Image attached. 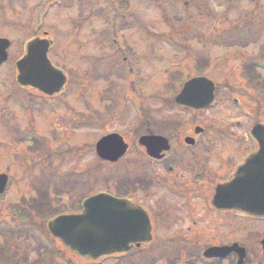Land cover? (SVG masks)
Returning <instances> with one entry per match:
<instances>
[{
	"label": "rangeland",
	"instance_id": "374dc122",
	"mask_svg": "<svg viewBox=\"0 0 264 264\" xmlns=\"http://www.w3.org/2000/svg\"><path fill=\"white\" fill-rule=\"evenodd\" d=\"M129 1L133 3V14L139 17L138 26L133 23L132 13L125 8L126 1L0 0V38L9 39L12 43L9 61L0 67V107L7 104V110L2 109L3 120L0 117V173H8L11 177L6 200L0 201V249L5 250L4 254L0 251V264H13V259L9 261V257L25 251L29 256L27 264H34L37 259L41 260L39 264H60V260L56 261L59 255L56 249L34 253L38 246L34 225L42 228L43 223L40 222L45 218L56 213L73 212L83 197L108 189L117 190L119 178L140 173L147 161L143 158L144 150L137 142L145 133L141 124L148 122L153 131L173 138L171 156L177 151V128L168 124H177V121L178 124H190L196 118L198 123L214 126L236 124L230 128L231 131H226L230 136L244 137L247 148H251L246 136L250 137L253 122L245 114L241 115L239 109L244 110L243 104L248 103L242 96L254 91L246 87L239 74L240 68L247 62H264V0H196L190 6H186L188 0ZM157 2L163 5L162 11L156 6ZM204 9L209 14L201 16ZM182 11L183 15L192 17L187 21V18L181 17ZM40 15L44 16L42 20H39ZM183 23L192 27L190 44L186 49L180 45L177 49V26ZM132 24L134 29L129 31ZM241 24L242 27H238ZM237 27L239 40L258 41L241 44L235 49L227 48L224 44L232 38L230 29ZM46 32L47 38L53 42L51 62L70 76L66 93L59 97L65 105L38 114L32 113L34 108H26V111L19 109L9 98L4 99L6 104H3L2 97L14 90L26 94L16 82L15 65L24 55L28 42L34 36L46 37ZM201 35H207V39L200 41L198 37ZM192 40L195 42L191 43ZM243 46H246L245 54ZM129 48L136 52L129 51ZM119 49L136 70H133L134 77L124 66L122 71L120 64L123 56ZM199 61L205 63L200 64ZM176 68L180 80L169 84L168 76L175 73ZM199 71L206 72L219 85H224L227 93L239 94L237 98L240 97L241 106L233 105L230 100L228 105L211 110L208 115L179 110L175 103L177 84ZM134 78L138 82L132 85ZM215 129L210 134L213 143L204 137L203 148L198 152L205 154L210 147L215 153H232L227 132L220 133L218 128ZM113 132L125 136L131 151L128 158L104 167L96 158L92 144L96 137ZM26 138L31 143H25L23 140ZM31 145H34V150H27ZM157 169L148 173L153 175ZM160 175L162 185L174 184L164 179L162 173ZM32 188L36 203L47 191L52 204L41 212L36 213L37 208L33 210L37 224L21 225L15 219L18 211L11 205L21 197L23 199ZM248 222L243 225H248L255 234L263 232V224L254 226L253 221ZM243 225L230 224L229 228L222 229V225L216 222L213 225L199 224L193 239L183 241L190 249L189 254H178L185 246L177 241L178 255L174 250L170 251V255L165 253L158 264H206L202 259L203 248L210 244L243 241L247 233L241 231ZM171 227H167L169 236L174 232ZM168 243L174 246L173 242ZM57 247L64 254V250ZM146 260H150L149 256ZM70 263L87 264L78 258H71Z\"/></svg>",
	"mask_w": 264,
	"mask_h": 264
},
{
	"label": "water",
	"instance_id": "95a60500",
	"mask_svg": "<svg viewBox=\"0 0 264 264\" xmlns=\"http://www.w3.org/2000/svg\"><path fill=\"white\" fill-rule=\"evenodd\" d=\"M10 41L0 39V65L8 59ZM50 42L35 39L27 46L26 55L17 63L18 81L24 86L35 87L45 94L61 91L66 83L64 73L51 63L48 53ZM214 83L205 78L187 82L177 102L203 109L214 100ZM261 150L253 155L237 172L235 179L221 186L214 199L218 209L241 210L253 215H264V126L258 125L253 131ZM141 145L147 147L153 157L169 150L168 141L160 136L143 137ZM128 145L120 135L103 138L97 146L98 154L105 160L118 161L125 155ZM7 177L0 176V193L5 191ZM49 231L75 253L97 259L104 255L128 251L131 244L151 240V225L147 214L133 207L125 200L109 195H98L85 203L80 215L60 216L49 223ZM264 245V240L262 241ZM238 246L210 248L205 252L208 258H224ZM241 258L245 257L240 251Z\"/></svg>",
	"mask_w": 264,
	"mask_h": 264
},
{
	"label": "flooded vegetation",
	"instance_id": "af4514ba",
	"mask_svg": "<svg viewBox=\"0 0 264 264\" xmlns=\"http://www.w3.org/2000/svg\"><path fill=\"white\" fill-rule=\"evenodd\" d=\"M10 99L17 101L19 98L17 94H12ZM34 103L37 106L36 100L32 102L31 106ZM142 126L148 128L149 124H142ZM196 128V124H177V154L174 156L173 165H166L170 154H167L163 160L150 158L151 160L148 159L146 168L142 169L140 176H129L127 190L124 194L121 191L110 193L118 198H127L135 205L142 206L148 212L153 226V240L150 243L141 244L139 247L135 245L129 252L114 255L109 259L120 264H155L156 258L163 257L164 249H162L163 245L160 241L168 237L162 235L166 234L164 230L169 225H174V232L169 237L175 238V254H177V241L182 242L181 244L185 246L184 251L190 250L183 241L193 239L199 224H213L214 220L223 222L224 218L226 216L229 218L230 215L241 216V214L235 212L231 214L226 211L214 210L211 200L217 185L229 181L235 170L245 161L246 157L242 160L246 154L244 153L246 151L245 139L243 137L236 138L237 140L232 139L236 149H234L235 152L230 154L215 153L214 148L210 147L207 148V152L204 154L198 152L203 148L202 139L204 137L199 136L200 134H198ZM182 130L185 132L183 133ZM147 134L152 133L148 132ZM190 138L195 140L194 145L188 144L187 139ZM254 146H256L254 150L256 151L257 143H254ZM252 148L253 146L250 149ZM151 164H153L152 171L158 168L153 175L148 173L151 172ZM167 170L168 172L177 170L175 185L170 188L161 185L160 173L165 176ZM170 178V175L166 176L167 180ZM9 191L10 180L5 193L0 195V199L6 200ZM32 196L33 192L30 189V192L23 199L21 197L19 201L15 202L19 203L22 200L23 207L29 210V215L32 208H37L38 204V201L36 203ZM214 214L218 216L216 219ZM175 227L177 228V234ZM196 238L197 236L194 237V239ZM55 241L58 242L56 239ZM156 244H158V252L154 254ZM151 255L156 257H152L151 261L145 259ZM236 257L235 254H232L227 260L233 261ZM217 262L212 261L210 263L216 264Z\"/></svg>",
	"mask_w": 264,
	"mask_h": 264
},
{
	"label": "trees",
	"instance_id": "16d2710c",
	"mask_svg": "<svg viewBox=\"0 0 264 264\" xmlns=\"http://www.w3.org/2000/svg\"><path fill=\"white\" fill-rule=\"evenodd\" d=\"M134 24H136V23L134 22ZM263 68H264V65H263ZM169 79H170V77H169ZM255 88L258 90H261V95L263 96V100H264V80H262L261 82H258L256 84Z\"/></svg>",
	"mask_w": 264,
	"mask_h": 264
}]
</instances>
